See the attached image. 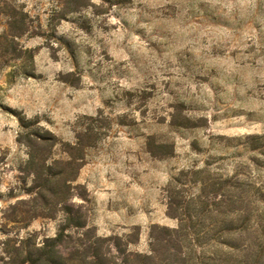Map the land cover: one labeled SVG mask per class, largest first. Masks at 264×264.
I'll use <instances>...</instances> for the list:
<instances>
[{
    "label": "rangeland",
    "instance_id": "obj_1",
    "mask_svg": "<svg viewBox=\"0 0 264 264\" xmlns=\"http://www.w3.org/2000/svg\"><path fill=\"white\" fill-rule=\"evenodd\" d=\"M58 235L264 264V0H0V264Z\"/></svg>",
    "mask_w": 264,
    "mask_h": 264
},
{
    "label": "trees",
    "instance_id": "obj_2",
    "mask_svg": "<svg viewBox=\"0 0 264 264\" xmlns=\"http://www.w3.org/2000/svg\"><path fill=\"white\" fill-rule=\"evenodd\" d=\"M61 242H62V235H58L52 241L45 242L42 248L39 249L40 251L39 255H37L35 258L29 255L28 258L26 259V262H23V264H26V263L28 264H60V260H59V257L57 256V252H55V248ZM89 264H104L102 262V256H100L95 251Z\"/></svg>",
    "mask_w": 264,
    "mask_h": 264
}]
</instances>
